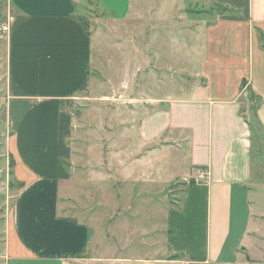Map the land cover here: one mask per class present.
Returning <instances> with one entry per match:
<instances>
[{
    "label": "crops",
    "instance_id": "0c3cea01",
    "mask_svg": "<svg viewBox=\"0 0 264 264\" xmlns=\"http://www.w3.org/2000/svg\"><path fill=\"white\" fill-rule=\"evenodd\" d=\"M132 1L101 5L124 21ZM206 1L230 12L198 26L202 39L194 49L201 83L144 117L132 149L119 156L126 159L118 174L127 181V199L147 198L155 207L149 219L161 223L140 233L128 225L130 239L135 242L137 232L140 247L162 246L161 256L179 258L133 259L138 264H242L255 239L250 186L254 125L264 130V0ZM9 2L15 11L7 20L8 145L15 178L24 187L8 223L6 264H83L86 258H80L96 249L91 225L63 213L61 202L72 183L73 103L93 84V39L74 0ZM203 170L208 177L199 182ZM178 182L184 196L175 204L166 193ZM136 203L126 210L147 223L149 212ZM156 236L158 243L148 241ZM118 254L114 264L125 260Z\"/></svg>",
    "mask_w": 264,
    "mask_h": 264
},
{
    "label": "rangeland",
    "instance_id": "374dc122",
    "mask_svg": "<svg viewBox=\"0 0 264 264\" xmlns=\"http://www.w3.org/2000/svg\"><path fill=\"white\" fill-rule=\"evenodd\" d=\"M74 2L93 39V84L73 103L76 126L71 141L72 183L65 191L61 211L91 225L96 249L80 258H86L83 264H114L112 259L118 252L125 259L123 264H138L133 259L163 255L162 246L140 247L135 243L142 228L148 226L153 231L161 223L149 219L155 207L147 198L143 200L149 203L147 207L142 200L127 199V181L118 174L126 159L119 156L126 157L132 149L135 130L144 117L165 108L172 99L187 97L191 88L201 83L196 62L199 56L194 49L197 37L202 39L198 26L230 11L206 0H133L129 17L118 21L99 0ZM14 11L9 0H0V264L8 260L7 228L21 187L8 145L13 128L7 112L6 41L8 16ZM238 14L230 13L235 17ZM254 134L250 187L254 193L255 239L242 264H264V130L255 124ZM183 157L185 160L187 155ZM166 196L171 203L180 202L184 184L171 185ZM135 201L148 214L151 212L146 215L147 223L141 216V222H137L134 210H126ZM118 206L121 211L117 217ZM128 225L137 230L135 242L129 237ZM159 238L148 241L158 243ZM102 258L107 261L102 263ZM161 258L165 263L179 259L171 253Z\"/></svg>",
    "mask_w": 264,
    "mask_h": 264
},
{
    "label": "built area",
    "instance_id": "2783aa9c",
    "mask_svg": "<svg viewBox=\"0 0 264 264\" xmlns=\"http://www.w3.org/2000/svg\"><path fill=\"white\" fill-rule=\"evenodd\" d=\"M207 177H208V172L205 171V170H203V171H201L199 173V175H198L197 178H198V181L199 182H205L207 180Z\"/></svg>",
    "mask_w": 264,
    "mask_h": 264
},
{
    "label": "trees",
    "instance_id": "16d2710c",
    "mask_svg": "<svg viewBox=\"0 0 264 264\" xmlns=\"http://www.w3.org/2000/svg\"><path fill=\"white\" fill-rule=\"evenodd\" d=\"M99 3L101 4V0H99ZM80 18V20L83 22V24H84V26H85V28H86V31L88 32V28H87V25H86V23L84 22V20L82 19V17H79ZM88 34H89V32H88ZM12 160H13V168H14V166H15V161H14V159H13V157H12ZM15 175V174H14ZM19 183V182H18ZM20 184V190L24 187V184L23 183H19Z\"/></svg>",
    "mask_w": 264,
    "mask_h": 264
}]
</instances>
